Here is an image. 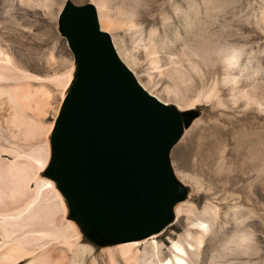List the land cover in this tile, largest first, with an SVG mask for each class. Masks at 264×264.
<instances>
[{"label":"bare ground","instance_id":"obj_1","mask_svg":"<svg viewBox=\"0 0 264 264\" xmlns=\"http://www.w3.org/2000/svg\"><path fill=\"white\" fill-rule=\"evenodd\" d=\"M91 4L96 10L101 31L108 34L106 30L110 31L109 36L121 62L139 85L154 96L150 82L136 73L134 57L122 45L121 37L115 34L118 27L110 18L106 1L95 0ZM131 26L135 27L133 23ZM191 50L192 54L185 59L191 70L199 74L202 68L221 71L220 80L214 79L210 86L188 101L181 100V105L174 104L180 110L194 109L201 104L212 106L210 121L195 120L183 135H189L199 125H207V129L199 131L195 153L208 179L191 174L185 168L174 172L176 178L190 189L187 200L174 209L175 217L184 216L189 228L184 236L172 241L170 258L162 259V246L154 241L155 237H151L142 242L102 249L106 251L103 261L109 264L118 263L116 256L129 264H202L204 259L200 247L210 234L223 229L221 217L224 223L232 218L241 227L249 219L245 214H250L255 220L258 217L256 209L261 206V201L251 200L250 195L258 192L257 184L263 180L264 161L259 148L253 145V140H257L259 135L247 113L252 109H264V104L255 95H248L250 93L239 84L245 71L242 66L243 49L215 47L209 43L192 45ZM23 65L10 51L0 47V113L6 109L9 112L5 120H0V264H89L93 258L94 264L95 250L80 242L77 227L68 219L63 198L43 172L49 159L48 137L53 127V123L46 124L43 119L56 115L55 98L44 92L46 89H39L40 93L29 86L10 85L17 78L13 72H26ZM70 74L68 71L63 75L67 77L61 86L62 99ZM46 81L52 84L48 79ZM247 130L251 133L247 134ZM192 193L209 197L203 211L196 210L194 200L190 198ZM216 203L225 205L229 211L221 210ZM240 229L238 236L233 237L229 244L231 256L246 254L253 247V242L249 247L253 237ZM140 243L144 245L141 253L137 248ZM228 258H213L210 264H230Z\"/></svg>","mask_w":264,"mask_h":264},{"label":"water","instance_id":"obj_2","mask_svg":"<svg viewBox=\"0 0 264 264\" xmlns=\"http://www.w3.org/2000/svg\"><path fill=\"white\" fill-rule=\"evenodd\" d=\"M57 31L74 69L48 137L47 178L80 242L94 250L160 234L190 193L169 156L199 111L147 93L101 31L91 3L65 1Z\"/></svg>","mask_w":264,"mask_h":264},{"label":"rangeland","instance_id":"obj_3","mask_svg":"<svg viewBox=\"0 0 264 264\" xmlns=\"http://www.w3.org/2000/svg\"><path fill=\"white\" fill-rule=\"evenodd\" d=\"M65 1H70L75 6L95 2V0H0V47L10 51L21 61L26 71L22 74L13 72L12 75L17 78L10 85L29 86L38 92L46 89L44 92L55 98L57 113L44 118L46 124L54 122L63 100L61 86L67 77L63 75H67L69 71L71 81L74 69L68 45L57 31L58 15ZM105 1L110 18L118 27L114 31L115 34L118 38L121 37L119 40L123 42L122 45L135 59L136 73L144 81L150 82L152 94L162 102L181 105V100L188 101L210 86L214 79L220 80L221 71L218 68L209 70L202 68L199 74L191 70L185 62L192 54V45L210 43L215 47L234 46L243 49L242 66L245 71L241 74L239 84L250 93L248 95H255L254 97L262 100L264 104V0ZM132 23L135 27L131 26ZM106 31L110 34L109 30ZM47 79L48 81L53 79L49 81L52 84L48 83ZM40 80L43 82L45 80L46 83ZM225 91L227 92V89ZM194 109L199 111L197 119L199 121H210L213 117L211 105H196ZM8 114L7 109L0 113V117L2 116L0 120H5ZM247 115H250V121L252 120L251 123L259 135L257 140H253V145L259 148L264 161V109L260 111L252 109ZM206 127L205 124L195 127L172 148L169 157L174 172H181L185 168L191 174L208 179L195 153L196 138L199 131L207 129ZM246 133L250 134L251 131L247 130ZM257 185L258 192L250 195L251 200L261 201V206L256 209L257 219L245 214L246 219H249L245 220L241 227L236 225L232 218H229L226 224L221 217L220 224L224 226L223 229L219 228L210 234L200 247L204 259L202 264H210L213 258L218 260L224 256L230 258V264H264V176ZM190 198H193L198 212L203 211L209 199L206 194L193 193ZM216 205L223 211H229L223 204ZM188 228L184 216L175 217L173 224L153 236L154 241L162 246V259L170 258L169 249L172 247V241L184 236ZM239 228L253 237L249 241V247L250 242H253L254 248L251 247L246 254L231 256L229 244L231 239L240 233ZM137 248L140 253L144 251L142 243ZM95 252L94 264H109L108 261H103L106 251L100 249ZM92 260L88 263L92 264ZM115 261L117 264H129L119 256H116Z\"/></svg>","mask_w":264,"mask_h":264}]
</instances>
